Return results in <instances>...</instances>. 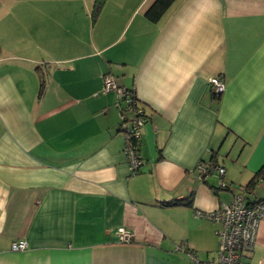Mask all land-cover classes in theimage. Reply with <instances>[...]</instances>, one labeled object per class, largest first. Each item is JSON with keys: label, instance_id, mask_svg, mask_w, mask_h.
Wrapping results in <instances>:
<instances>
[{"label": "crops", "instance_id": "0c3cea01", "mask_svg": "<svg viewBox=\"0 0 264 264\" xmlns=\"http://www.w3.org/2000/svg\"><path fill=\"white\" fill-rule=\"evenodd\" d=\"M154 2L0 0V264L216 257L221 224L197 211L229 202L264 168V0H176L158 21ZM107 74L146 112L137 173ZM213 77L225 82L219 97ZM201 162L224 175L201 177ZM247 198L264 199V180ZM18 239L28 247L13 250ZM259 261L264 216L249 256Z\"/></svg>", "mask_w": 264, "mask_h": 264}, {"label": "built area", "instance_id": "2783aa9c", "mask_svg": "<svg viewBox=\"0 0 264 264\" xmlns=\"http://www.w3.org/2000/svg\"><path fill=\"white\" fill-rule=\"evenodd\" d=\"M213 92L221 95L225 91V82L219 77H213L210 80ZM117 90L119 98L125 102L122 110V126L125 132L124 152L132 173H137L142 164L143 158L140 154V145L143 126L146 116L141 108H135L132 104L133 97L128 94L125 88L118 86L115 78L111 74L105 76L103 91ZM199 174L203 177L205 174L218 173L223 176L225 169L217 163H199L197 167ZM222 188L228 189L231 184L221 181ZM245 190L238 186V192L234 194L232 200L221 203L216 209L210 212L197 211L199 217H206L221 224L218 232L219 245L216 257L202 260L196 253L191 252L190 256L193 264H250L249 256L256 243L257 233L260 221L264 216V204H248L245 197ZM119 238L122 242H131L134 238V232L121 226L118 228ZM28 247L25 239H18L13 242V250H24ZM257 264H264L259 261Z\"/></svg>", "mask_w": 264, "mask_h": 264}, {"label": "trees", "instance_id": "16d2710c", "mask_svg": "<svg viewBox=\"0 0 264 264\" xmlns=\"http://www.w3.org/2000/svg\"><path fill=\"white\" fill-rule=\"evenodd\" d=\"M175 1L176 0H155L153 5L148 10V13H147L148 17L153 21H158L161 18V16L165 13V11L169 7H171ZM102 7H103V1H101V2L99 1L95 5L94 18L99 15V13L102 10ZM38 72H39V78H40V92H39V94L41 95L44 92L45 87H46V75L40 67L38 68ZM125 90L128 94H130L133 97L132 104L135 106V108H141L143 110L144 115L146 116L144 106L140 105V102H139V99L135 93V90L134 89H125ZM213 94H214V92H213ZM214 95L219 97L216 94H214ZM205 176H207V175L205 174L203 177H205ZM259 180H264V168H262L260 171H258L248 184L240 185L245 190L244 193H245L246 198L248 196V193H250L254 189V187L256 186V184L258 183ZM219 187L221 189H224L220 185H219ZM232 188H233V184H231V187H229L227 190H230ZM247 200H248V198H247ZM177 203H179V201L170 202V204H177ZM180 203H182V202H180ZM186 203L189 204L190 201H188V202L185 201V204ZM257 203L264 204V199H261L260 201L255 202V203L248 202V204H257Z\"/></svg>", "mask_w": 264, "mask_h": 264}, {"label": "rangeland", "instance_id": "374dc122", "mask_svg": "<svg viewBox=\"0 0 264 264\" xmlns=\"http://www.w3.org/2000/svg\"><path fill=\"white\" fill-rule=\"evenodd\" d=\"M237 187V186H236ZM204 257H206V256H204Z\"/></svg>", "mask_w": 264, "mask_h": 264}]
</instances>
